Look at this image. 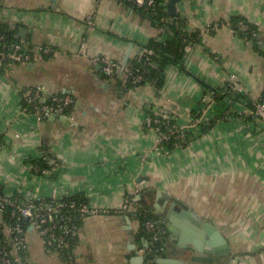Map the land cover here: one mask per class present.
Listing matches in <instances>:
<instances>
[{"label": "crops", "instance_id": "obj_1", "mask_svg": "<svg viewBox=\"0 0 264 264\" xmlns=\"http://www.w3.org/2000/svg\"><path fill=\"white\" fill-rule=\"evenodd\" d=\"M177 13L198 38L183 50L170 29L160 32L123 0H0V23L28 49H56L0 68V183L10 191L20 185L27 164L46 147L59 171L52 179H29L26 190L48 195L56 187L98 210L114 208L133 192L130 213L82 220L75 264H147L138 253L146 240L132 212L144 207L154 214L160 193L212 223L229 247L212 261L191 262L197 254L178 255V237L154 214L165 222L162 257L168 263L264 264V123L251 104L264 95V0H181ZM239 18L252 25L254 36L233 27ZM151 39H173L166 49L176 58L158 89L149 83L127 88L120 76L104 75L91 61L99 55L123 63L128 56V64ZM232 75L237 89L225 90ZM37 86L45 102V94L71 97V119L38 121L22 112V91ZM147 115L168 116L182 126L195 116L200 130L163 153L144 123ZM29 248L38 264H63L44 255L35 239Z\"/></svg>", "mask_w": 264, "mask_h": 264}, {"label": "built area", "instance_id": "obj_2", "mask_svg": "<svg viewBox=\"0 0 264 264\" xmlns=\"http://www.w3.org/2000/svg\"><path fill=\"white\" fill-rule=\"evenodd\" d=\"M125 3L146 13L155 19L168 21L165 17L167 13V3L169 0H123ZM181 2V1H180ZM178 2V3H180ZM177 3V4H178ZM171 18V17H170ZM181 20V19H180ZM181 31L188 37L190 34L185 29L181 20ZM233 27L250 36L255 35L253 27L245 19L239 18ZM160 32L167 28L159 27ZM187 37H184L185 40ZM15 43L9 45L0 33V68L11 62L31 61L39 55L55 54L56 49L49 45L40 44L33 49H27L26 45L14 34ZM196 36V40H197ZM192 42V40L190 41ZM154 48L144 46L141 49L138 59H143V65L156 68V63L152 60ZM264 60V55H263ZM91 61L100 64L102 73L106 76H120L124 83L137 84L143 80L142 72L129 64L123 65L120 61H115L108 57L96 55ZM236 76L232 75L225 90L237 89ZM151 84V83H149ZM45 94V93H44ZM49 99L42 101L43 89L39 86L25 88L20 96L21 111L28 113L36 120L40 121L50 116H65L71 119L70 112L73 107V99L69 96H59L45 94ZM202 101H207L204 95ZM212 100L208 102L210 105ZM207 104V103H205ZM253 114L264 123V95L252 102ZM231 111V106L225 112ZM242 117L243 110L237 112ZM145 125L154 131L155 147L161 149L163 153H169L168 143L174 141V146H183L187 141L196 135L200 128L199 118L194 117L188 125H178L168 116L147 115ZM2 141L0 140V149ZM39 158L31 160L27 166V172L20 179V185L13 190H8L0 183V264H38L30 253V240L35 239L40 250L46 256H56L63 264H75L74 249L77 246L79 231L74 219L83 220L89 215L130 213L133 205V192L126 194L122 201L111 209H92L85 201H76L73 196H64L58 192L56 187L52 193L45 195L37 189L26 190L25 186L29 179L44 178L52 179L59 171L60 164L55 160L49 148L40 149ZM46 162V166L36 162ZM137 208L132 212L136 211ZM147 211L135 215L139 223V229L143 232L146 245L138 249L140 259L146 260L147 264H159V258L168 248V237L165 230L164 220L147 218L140 221L139 215L146 217Z\"/></svg>", "mask_w": 264, "mask_h": 264}, {"label": "water", "instance_id": "obj_3", "mask_svg": "<svg viewBox=\"0 0 264 264\" xmlns=\"http://www.w3.org/2000/svg\"><path fill=\"white\" fill-rule=\"evenodd\" d=\"M181 0H169L167 3V13L170 17H177V3ZM128 56L125 57L123 61V65H127ZM55 116H50L49 118H53ZM61 120H65V116L58 117ZM170 196L164 193L157 194L158 204L154 205V214L158 215L159 218L166 220V226L168 231L174 237H178V255L180 253L194 252L197 255H208L209 258H200L197 255H191L190 260L196 261H212V256L214 255H226L229 252V247L227 241L222 236V234L215 228V226L201 219L198 215H196L190 209H182L179 208L177 203L172 200H169ZM169 200V201H168ZM168 203V204H167ZM166 204V205H165ZM166 207V211H162L161 207ZM165 210V209H163ZM186 223V225H185ZM174 227H178L180 230L178 231ZM192 228V229H191ZM191 237H194L192 239ZM187 241L192 242L193 247H189L186 245ZM175 250L177 247H172ZM186 254H182V257H186ZM171 260V259H170ZM191 262H187L186 264H192ZM159 264H170L168 263V259L165 257L159 258Z\"/></svg>", "mask_w": 264, "mask_h": 264}, {"label": "trees", "instance_id": "obj_4", "mask_svg": "<svg viewBox=\"0 0 264 264\" xmlns=\"http://www.w3.org/2000/svg\"><path fill=\"white\" fill-rule=\"evenodd\" d=\"M165 17H169L168 14H165ZM151 22L153 25H155L157 28L159 27H164L167 29H170L173 33V38L174 40L178 43V45L181 47V50H183V48L188 44L191 43L190 41L192 40V42H196V33H190L187 36H185V34L181 31V20L180 18L177 16L175 18H170L168 21H163L161 19H155L153 17H150ZM0 33L4 35V39L6 41V43L9 45L8 50H11V44L15 43V39L13 38V35L15 34V31L10 30L9 28H7L6 25L1 24L0 23ZM241 33V32H240ZM243 35H248L246 33H241ZM184 37H187L185 40ZM173 41V39L167 40V41H157L155 39H151L148 44L146 46L148 47H153L155 52L153 55L152 60L156 63L157 67L156 68H151L148 66H144L143 65V59H138V58H134L133 60H130L128 62V64L132 67H134L135 69H138L142 72L143 75V80L140 83L137 84H133L130 83V81H127L126 87L127 88H133V87H138L140 85H144L146 83H151L153 84L157 89L162 87L163 83H164V79H165V69L168 67V65H170L171 63L176 61V58H171V54L167 51L166 46L167 44ZM28 49V48H27ZM182 51H180L177 56H181ZM200 110V109H199ZM70 112V111H69ZM199 114V112L197 111V115ZM195 117V116H194ZM174 146V141H170V143H168V148L172 149V147ZM38 163H40L43 166H46V162H41L40 160L36 161ZM72 198H74L76 201L80 202V201H85L83 197H78V196H73ZM86 202V201H85ZM146 210V217H144L143 215H139V219L140 221H144L147 218L150 219H154L155 216L154 214L150 213L146 208L144 207H137L136 211L134 212V214H137L139 212L142 213V210ZM74 224L77 225L78 227V231L80 232V226H81V220L79 219H74ZM140 235H143V232H140Z\"/></svg>", "mask_w": 264, "mask_h": 264}]
</instances>
